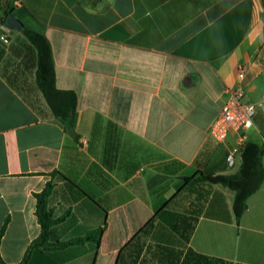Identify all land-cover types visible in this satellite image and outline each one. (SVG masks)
<instances>
[{
	"label": "crops",
	"instance_id": "crops-1",
	"mask_svg": "<svg viewBox=\"0 0 264 264\" xmlns=\"http://www.w3.org/2000/svg\"><path fill=\"white\" fill-rule=\"evenodd\" d=\"M0 3L21 25L47 38L57 88L76 95L75 122L67 127L50 113L37 86L35 46L21 30L0 23V34L8 39L0 41V229L6 221L0 257L5 263L19 262L39 235L33 194L47 182L54 185L49 205L61 218L52 242L98 227L102 233L96 248L92 242L51 248L37 264H115L184 176L235 172L240 152L232 166L227 155L239 146L241 132L244 142H263L259 106L249 129L231 130L223 141L208 134L225 88L240 85L249 101L264 97L261 0ZM239 65L245 66L242 80ZM15 84L31 89L36 107ZM261 161L264 168V152ZM231 202L230 190L214 186L187 246L233 263L264 264V178L238 221ZM181 261L182 255L177 264Z\"/></svg>",
	"mask_w": 264,
	"mask_h": 264
},
{
	"label": "trees",
	"instance_id": "trees-1",
	"mask_svg": "<svg viewBox=\"0 0 264 264\" xmlns=\"http://www.w3.org/2000/svg\"><path fill=\"white\" fill-rule=\"evenodd\" d=\"M261 3L264 9V0H261ZM9 12L10 10H3L0 3L1 23ZM20 33L36 48L38 62L35 78L45 104L50 113L57 116L65 126L72 127L76 116V95L71 90L57 88L51 47L47 38L23 24ZM3 53L4 49L0 46V59ZM15 89L31 106L36 107V99L32 97L30 88L15 84ZM263 152L264 135L262 143L251 140L242 143L240 163L235 172L225 174L198 171L194 175L184 176L180 188L155 210L154 215L123 246L115 264H147L151 262L169 264V260L170 264H177L180 255H182L180 264H240L196 253L187 244L197 217L202 213L204 203L214 186L226 187L232 192L233 219L239 220L247 199L260 188L263 182L264 168L261 161ZM66 182L71 184L69 181ZM53 187L51 182H47L41 191L33 194L40 233L29 243L22 259L14 264H37L39 256L44 255V251H49L51 248L57 250L84 242L94 243V248L98 246L102 227L91 230L82 236L51 241L53 226L61 219L54 217L49 205ZM78 192L84 194L80 189ZM5 225L6 221L0 229V235L3 234ZM177 245L180 247L174 248V246L178 247ZM143 248L145 255L140 257ZM0 264L8 263H5L0 257ZM44 264L56 263L50 260Z\"/></svg>",
	"mask_w": 264,
	"mask_h": 264
},
{
	"label": "built area",
	"instance_id": "built-area-1",
	"mask_svg": "<svg viewBox=\"0 0 264 264\" xmlns=\"http://www.w3.org/2000/svg\"><path fill=\"white\" fill-rule=\"evenodd\" d=\"M1 23V22H0ZM0 41L7 43L8 39L0 34ZM245 75V66L237 68V78L242 80ZM224 99L220 111L212 121L208 134L217 141H223L231 130L245 131L253 124V116L256 107L259 106L264 112V97L259 101H249L245 98V91L240 85L224 89ZM245 134H239V146L227 155V163L232 166L235 162V152H240Z\"/></svg>",
	"mask_w": 264,
	"mask_h": 264
},
{
	"label": "water",
	"instance_id": "water-1",
	"mask_svg": "<svg viewBox=\"0 0 264 264\" xmlns=\"http://www.w3.org/2000/svg\"><path fill=\"white\" fill-rule=\"evenodd\" d=\"M258 4H259V2H258ZM3 24L10 29H14V30H21L22 29L21 23L11 13L7 14V16L5 17V19L3 21Z\"/></svg>",
	"mask_w": 264,
	"mask_h": 264
},
{
	"label": "rangeland",
	"instance_id": "rangeland-1",
	"mask_svg": "<svg viewBox=\"0 0 264 264\" xmlns=\"http://www.w3.org/2000/svg\"><path fill=\"white\" fill-rule=\"evenodd\" d=\"M228 169H229L230 171H231V170H232V171H233V170L235 171L237 168H236V167H233V168H228Z\"/></svg>",
	"mask_w": 264,
	"mask_h": 264
}]
</instances>
